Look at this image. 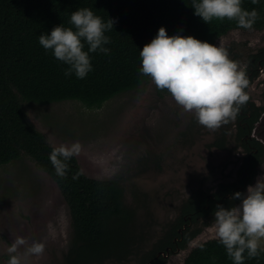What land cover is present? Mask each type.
Here are the masks:
<instances>
[{
  "label": "trees",
  "instance_id": "16d2710c",
  "mask_svg": "<svg viewBox=\"0 0 264 264\" xmlns=\"http://www.w3.org/2000/svg\"><path fill=\"white\" fill-rule=\"evenodd\" d=\"M192 4L193 0H0V165L26 156L56 182L67 203L72 228L63 264H130L133 252L141 246V235L138 238L128 231L133 214L124 202L125 190L117 177L94 178L85 174L76 156L67 161L66 177L56 174L50 161L55 146L28 118L23 104L71 99L97 108L112 96L138 87L150 78L140 73V49L151 42L161 26L170 36L191 35L210 44L229 30L241 28L235 20L213 19L206 23L194 14ZM84 7L105 22L112 19L114 23L105 32L110 43L104 46L110 51L89 53L92 70L79 79L74 73L65 76L68 65L57 60L51 50L46 51L39 36L50 34L58 25L71 27V13ZM242 8L258 12L253 27L264 26V0L255 4L242 0ZM87 48L85 43L84 50ZM250 57L262 58V63L264 48L250 53L248 62ZM156 92L160 96L168 93L157 88ZM258 116V110L254 109L247 128H241L236 135V141L251 155L247 170L245 160L235 180L220 181L213 190L201 187L193 190L156 248L144 257L149 258L155 250L166 246H171L172 252L185 247L191 237L215 221L217 205L230 208L240 202L229 197L236 191H245L246 183L255 175V165L264 156V145L248 136ZM225 142L224 135H217L208 147L223 149ZM77 173L80 175L73 179ZM184 216L189 219H183ZM189 220L194 223L193 229L187 227L180 234L177 228ZM175 236L181 239L173 240ZM5 256L8 260V255ZM244 256L243 264H264V252L254 258H248L247 252ZM182 264H233V261L214 237L192 247Z\"/></svg>",
  "mask_w": 264,
  "mask_h": 264
},
{
  "label": "rangeland",
  "instance_id": "374dc122",
  "mask_svg": "<svg viewBox=\"0 0 264 264\" xmlns=\"http://www.w3.org/2000/svg\"><path fill=\"white\" fill-rule=\"evenodd\" d=\"M214 45L227 49L243 68L250 53L264 48V26L231 29ZM263 88H249L251 97L262 102ZM23 105L53 146L80 142L82 150L76 157L85 174L117 177L123 185L124 202L133 214L128 231L141 235V246L130 264L147 263L144 255L179 215L191 192L200 187L213 190L220 181L233 180L242 159L235 146L208 147L220 128L212 132L201 126L169 93L158 95L150 78L97 108L71 99ZM251 135L264 143V112ZM260 176H264V160L249 185ZM71 231L67 203L47 172L26 156L0 165V264H7L6 249L17 235L46 244L44 254L31 257L29 264H63ZM214 237L215 222L159 264H182L192 247Z\"/></svg>",
  "mask_w": 264,
  "mask_h": 264
},
{
  "label": "clouds",
  "instance_id": "9594fccd",
  "mask_svg": "<svg viewBox=\"0 0 264 264\" xmlns=\"http://www.w3.org/2000/svg\"><path fill=\"white\" fill-rule=\"evenodd\" d=\"M252 2L255 4L258 0ZM192 7L194 14L206 23L213 19L235 20L239 27L251 29L259 18L256 10L249 12L242 8V0H193ZM69 23L71 27L58 25L50 34H41L39 43L68 65L65 76L74 73L83 79L92 70L89 53L110 51L104 46L110 43L105 32L113 28L114 21L105 22L84 7L71 13ZM139 55L141 75L150 77L158 90H167L184 112L193 114L209 131L214 132L235 120L249 100L245 92L248 86L245 72L224 47L191 35L170 36L161 26L151 42L140 49ZM81 150L79 141L52 149L50 161L58 176H67V161L78 156ZM79 175L77 173L73 179ZM229 200L240 203L230 208L216 206L215 234L233 264H243L245 252L248 258L264 252V176L258 177L255 185H248L246 193L236 191ZM45 247L42 240L17 235L6 249L7 264H29L31 257L44 254Z\"/></svg>",
  "mask_w": 264,
  "mask_h": 264
},
{
  "label": "flooded vegetation",
  "instance_id": "af4514ba",
  "mask_svg": "<svg viewBox=\"0 0 264 264\" xmlns=\"http://www.w3.org/2000/svg\"><path fill=\"white\" fill-rule=\"evenodd\" d=\"M261 49V48H260ZM258 51V50H257ZM256 51V52H257ZM252 53H255V52H252ZM262 59V58H261ZM261 59H256L255 57H250V62H248L247 61V63L245 64V66L242 68L243 70H244V72H245V75H246V79L248 80V86H247V88L245 89V92H246V94L249 96V100H248V102H247V104H246V106H244L241 110H240V112H239V114L237 115V117H236V119L235 120H232V121H230L227 125H223L222 127H220V129L218 130L219 131V133L217 134V135H224L225 136V145H226V147L225 148H227V149H231V147H233V146H235V151H237L236 153H241V157H242V159H241V161H240V164H239V166H238V169H237V173H236V176L234 177V179L233 180H235L236 179V177L238 176V170H239V168H240V166L242 165V164H244V161L246 160V166H245V171L247 170V168H248V166H249V161H250V159H251V155L247 152V154H246V151L244 150V148L242 147V145L240 144V143H238L237 141H236V135H237V133L241 130V128L242 129H244V128H247V126H248V123H247V120L248 119H250L251 118V116H252V113H253V111H254V109H257L258 110V112H259V116L261 115V113H263L264 111H263V107H264V96H263V98H262V102L260 101V100H258V99H254V98H252L251 97V94H250V92H249V88H251L252 90L255 88H260V87H264V61L261 63ZM264 89V88H263ZM262 89V90H263ZM259 116H258V118H259ZM257 118V119H258ZM257 119H256V121H257ZM256 121H254L253 122V124H252V127H253V125H254V123L256 122ZM252 127H251V130H252ZM251 130H250V133H249V135L248 136H250L251 138H254L253 137V135H251ZM255 139V138H254ZM256 140H258V139H256ZM259 141V140H258ZM231 142H233L234 143V145H232V146H230V143ZM259 142H261V141H259ZM262 143V142H261ZM263 145H264V143H262ZM255 151H256V149H255ZM245 155H246V158H245ZM248 157V158H247ZM264 160V156H263V159H262V161ZM261 161V162H262ZM261 162H259V163H257L256 165H255V175L253 176V179H252V181L251 182H249V183H246V185H245V190H246V188H247V186L249 185V184H251L253 181H254V178H255V176H256V172H257V167H258V165H260V163ZM233 180H230V181H233ZM224 182H226V181H224ZM245 192V191H244ZM180 213V212H179ZM180 215V214H179ZM178 215V216H179ZM177 216V217H178ZM176 217V218H177ZM175 218V219H176ZM186 218H188L189 219V216H184L183 217V219H186ZM174 219V220H175ZM173 220V221H174ZM173 221H171L170 223H169V225L173 222ZM215 222V221H214ZM208 225H210V224H208ZM208 225H206V226H208ZM206 226H204V227H206ZM168 227L169 226H167L166 227V230L168 229ZM189 228V230L190 229H193V227H194V223L193 222H191V220H189V221H183L182 222V224H181V226L180 227H178L177 228V230H178V232L180 233V234H182V231L184 230V229H186V228ZM202 231V230H201ZM200 231V232H201ZM200 232H198V233H200ZM165 233V232H164ZM163 233V234H164ZM197 233V234H198ZM163 234H162V236H163ZM196 234V235H197ZM196 235H194L193 237H195ZM161 236V237H162ZM160 237V238H161ZM193 237H191L188 241H187V243L193 238ZM159 238V239H160ZM176 238L177 239H181V236H179V237H174V239L173 240H176ZM186 243V244H187ZM156 244H157V242H156ZM156 244H154V246H153V248H151L150 250H149V252L150 251H152V250H154L155 248H156ZM179 249V248H178ZM171 250V246H166L165 247V249H157V250H155V254L153 255V256H150L149 258H148V260H147V264H159L160 262H162V261H160V259H162V260H165V256L168 254V253H171L172 251H170Z\"/></svg>",
  "mask_w": 264,
  "mask_h": 264
}]
</instances>
